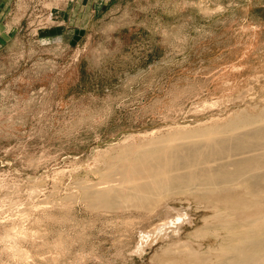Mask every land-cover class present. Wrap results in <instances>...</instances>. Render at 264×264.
I'll list each match as a JSON object with an SVG mask.
<instances>
[{
    "label": "rangeland",
    "instance_id": "rangeland-1",
    "mask_svg": "<svg viewBox=\"0 0 264 264\" xmlns=\"http://www.w3.org/2000/svg\"><path fill=\"white\" fill-rule=\"evenodd\" d=\"M261 112L264 0H0V264H220L248 227L221 202L101 207L79 184Z\"/></svg>",
    "mask_w": 264,
    "mask_h": 264
},
{
    "label": "bare ground",
    "instance_id": "bare-ground-1",
    "mask_svg": "<svg viewBox=\"0 0 264 264\" xmlns=\"http://www.w3.org/2000/svg\"><path fill=\"white\" fill-rule=\"evenodd\" d=\"M170 140L154 139L118 151L96 181L80 182L83 198L101 207L132 204L142 209L179 194L216 200L248 223L241 232L239 222L226 225L231 242L220 264H264V112ZM185 215L176 213L178 221Z\"/></svg>",
    "mask_w": 264,
    "mask_h": 264
}]
</instances>
